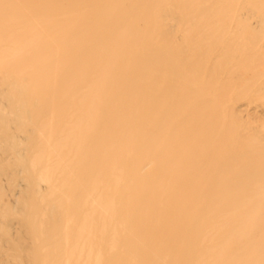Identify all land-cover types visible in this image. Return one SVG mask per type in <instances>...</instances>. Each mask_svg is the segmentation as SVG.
<instances>
[{
	"label": "bare ground",
	"instance_id": "bare-ground-1",
	"mask_svg": "<svg viewBox=\"0 0 264 264\" xmlns=\"http://www.w3.org/2000/svg\"><path fill=\"white\" fill-rule=\"evenodd\" d=\"M0 264H264V0H0Z\"/></svg>",
	"mask_w": 264,
	"mask_h": 264
}]
</instances>
